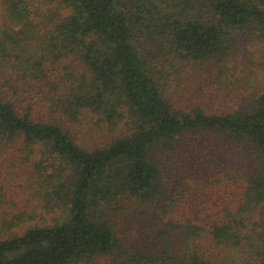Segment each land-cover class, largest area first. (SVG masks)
<instances>
[{
    "label": "trees",
    "instance_id": "1",
    "mask_svg": "<svg viewBox=\"0 0 264 264\" xmlns=\"http://www.w3.org/2000/svg\"><path fill=\"white\" fill-rule=\"evenodd\" d=\"M0 264H264V0H0Z\"/></svg>",
    "mask_w": 264,
    "mask_h": 264
},
{
    "label": "rangeland",
    "instance_id": "2",
    "mask_svg": "<svg viewBox=\"0 0 264 264\" xmlns=\"http://www.w3.org/2000/svg\"><path fill=\"white\" fill-rule=\"evenodd\" d=\"M173 78V76H171ZM169 85H172L174 88L175 82L169 80ZM220 85L217 82H212V80L209 78V73L207 71L203 70H195V72L191 73V77L183 82L181 86H178V89L184 93V90L188 89L189 92H191L189 89L193 91L191 92L192 95L195 97H198L199 100H203V103H206L212 107V110L218 108L221 104H224L223 108H228L231 106V104H235L234 98L236 96H242L243 92L240 87H234L231 90L233 91L234 95L229 98L225 97L224 94L220 95L221 97H218V99H214L217 97V90ZM199 87H203V91L200 93H196L197 89ZM214 89V90H212ZM195 92V93H194ZM187 95V92L184 93ZM193 96V97H194ZM203 96H207V98H200ZM205 99V100H204ZM176 167V166H175ZM174 167V168H175ZM173 169V168H171ZM177 170H174V173H176ZM12 192H16L18 200L25 202V200L28 198V193L26 192L25 188H17L14 189ZM141 214L140 210L135 206L133 203H129L124 209L121 210L120 213L113 219L112 226L113 228L118 232L119 236L123 241H127L129 243H135L138 241V222L140 221Z\"/></svg>",
    "mask_w": 264,
    "mask_h": 264
}]
</instances>
